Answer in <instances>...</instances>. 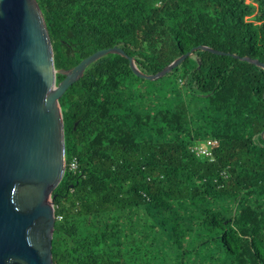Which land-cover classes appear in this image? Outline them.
<instances>
[{
  "label": "trees",
  "instance_id": "16d2710c",
  "mask_svg": "<svg viewBox=\"0 0 264 264\" xmlns=\"http://www.w3.org/2000/svg\"><path fill=\"white\" fill-rule=\"evenodd\" d=\"M37 1L57 70L115 45L146 74L229 53L157 80L109 53L69 86L54 264H264V68L234 56L264 62V0Z\"/></svg>",
  "mask_w": 264,
  "mask_h": 264
},
{
  "label": "water",
  "instance_id": "95a60500",
  "mask_svg": "<svg viewBox=\"0 0 264 264\" xmlns=\"http://www.w3.org/2000/svg\"><path fill=\"white\" fill-rule=\"evenodd\" d=\"M199 45L156 74L141 72L115 45L69 69L55 68L46 21L37 0H0V264H54L52 192L65 171V131L59 101L98 58L118 53L137 76H165ZM264 68L257 58L234 55ZM64 78L57 83L56 74ZM78 122L75 123V126Z\"/></svg>",
  "mask_w": 264,
  "mask_h": 264
},
{
  "label": "built area",
  "instance_id": "2783aa9c",
  "mask_svg": "<svg viewBox=\"0 0 264 264\" xmlns=\"http://www.w3.org/2000/svg\"><path fill=\"white\" fill-rule=\"evenodd\" d=\"M209 145L210 147L209 148H200V152L201 153H205V154H212V145H213V141L210 140L209 141ZM77 160L76 158H73L71 161H70V165H71V168L72 169H76L77 168Z\"/></svg>",
  "mask_w": 264,
  "mask_h": 264
},
{
  "label": "rangeland",
  "instance_id": "374dc122",
  "mask_svg": "<svg viewBox=\"0 0 264 264\" xmlns=\"http://www.w3.org/2000/svg\"><path fill=\"white\" fill-rule=\"evenodd\" d=\"M202 148H204V147H202Z\"/></svg>",
  "mask_w": 264,
  "mask_h": 264
}]
</instances>
